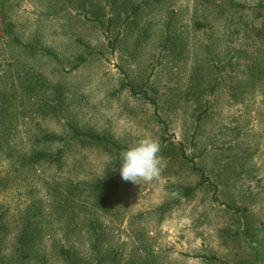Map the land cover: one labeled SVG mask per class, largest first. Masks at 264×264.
Wrapping results in <instances>:
<instances>
[{
	"label": "rangeland",
	"instance_id": "374dc122",
	"mask_svg": "<svg viewBox=\"0 0 264 264\" xmlns=\"http://www.w3.org/2000/svg\"><path fill=\"white\" fill-rule=\"evenodd\" d=\"M233 2L0 0L1 264H44L43 254L64 264L59 244L94 264H264V0ZM126 81L156 98L158 115ZM66 122L122 144L182 142L206 179L187 194L200 171L160 151L158 180L126 182L119 166L110 209H97L87 186L105 178L114 152L37 141L68 137ZM61 146V169L22 163ZM35 207L39 236L20 260L17 238ZM92 215L103 227L98 255L84 224Z\"/></svg>",
	"mask_w": 264,
	"mask_h": 264
},
{
	"label": "trees",
	"instance_id": "16d2710c",
	"mask_svg": "<svg viewBox=\"0 0 264 264\" xmlns=\"http://www.w3.org/2000/svg\"><path fill=\"white\" fill-rule=\"evenodd\" d=\"M233 2V0H231ZM237 6H240V4H237ZM7 32L11 34V29L7 28ZM12 40L16 41L17 43L21 44V40L17 38L16 36L12 35ZM29 47L32 50L40 49L46 52H50V50H47L45 48L39 47L37 45L29 44ZM78 62L74 65V67H78L81 65L84 61L83 57L77 58ZM128 86L130 88V91L132 94H139L142 93L145 98H147L155 108V114L158 115V106H157V100L156 98L152 97L146 88L144 87H137L132 82H123L122 87ZM60 101V99H59ZM160 121H163L161 118H159ZM201 119V115L198 116L197 122H199ZM66 126L68 130L70 131V135L68 137H65L63 135H59L52 132H44L41 136L37 138V141L39 142H56V141H64L65 145L70 144L73 141H79L81 143H93L96 145H102L106 148L110 149L114 152V165L112 169L107 173L104 179L93 181L91 184L87 186V188L91 191L92 195L94 196V206L97 209L100 210H108L111 207L112 199L110 196V190L115 184L116 179V169L121 165L122 158L120 156V153L127 149L130 145L129 144H122L116 140H114L112 137L105 133L95 132L92 130L87 129H81L77 125H75L72 122H66ZM160 144L161 151L167 155L172 156L175 152H177L180 157H183V159L192 161L193 166L200 171L201 174V181L196 186H187L185 188V192L187 194L191 193L196 187L201 185V183H204L206 179V175L204 170L201 168H198L196 164L193 162V158H190L185 150L184 144L182 142H174L170 138L163 137L161 140H158ZM63 143V145H64ZM66 148L65 146L59 147L54 152H47L44 150H35L29 155L23 156L22 163L25 165H36L40 162H48L49 164L55 165L58 169H61L63 166L62 156L65 152ZM75 186L74 190L77 191L76 193H82L84 191L85 187H81L80 184L73 185ZM74 190L71 188V186L68 188V192L66 195V198L73 196ZM74 199L72 200H65L67 204L73 205ZM71 203V204H70ZM71 207V206H69ZM39 208L35 207L31 214L28 215L26 218V221L18 235L17 242H16V248H15V257L17 259H25L30 256H32V245L37 239V236H39V233L36 232L35 224L39 220ZM84 224L87 227V229L90 232V240H91V246L94 248L95 253L98 255L100 252L101 247V238L103 235V227L102 223L98 219V217L92 215L84 220ZM59 254L64 262V264H94L93 262H87L85 261L81 255L72 247L67 246L66 244H59ZM259 251V258L264 260V253L261 250ZM98 258V257H97ZM42 260L44 264H47V258L46 254H43ZM97 264H116V257L111 256L109 258H98L96 259ZM1 264V263H0Z\"/></svg>",
	"mask_w": 264,
	"mask_h": 264
},
{
	"label": "clouds",
	"instance_id": "9594fccd",
	"mask_svg": "<svg viewBox=\"0 0 264 264\" xmlns=\"http://www.w3.org/2000/svg\"><path fill=\"white\" fill-rule=\"evenodd\" d=\"M160 144L151 135H145L120 153L121 178L133 184L158 180L163 169Z\"/></svg>",
	"mask_w": 264,
	"mask_h": 264
}]
</instances>
